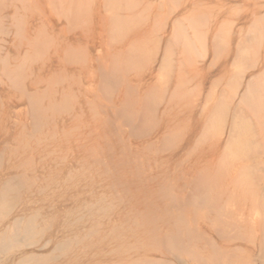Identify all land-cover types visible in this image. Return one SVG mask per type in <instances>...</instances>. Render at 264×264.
Listing matches in <instances>:
<instances>
[{"label": "bare ground", "instance_id": "obj_1", "mask_svg": "<svg viewBox=\"0 0 264 264\" xmlns=\"http://www.w3.org/2000/svg\"><path fill=\"white\" fill-rule=\"evenodd\" d=\"M17 1L27 3L0 0V82L5 75L25 100L19 108L0 87V264L249 261L229 234L264 235V221H238L223 204L249 201L264 215L262 164L243 162L264 154V16L254 13L248 29L193 34L199 0L169 30L147 0H47L68 24L89 20L90 30L56 48L43 77L40 69L27 82L33 70L23 63L57 33L43 22L27 32ZM12 16L18 43L8 39ZM201 44L222 55L207 73L190 59ZM85 57L88 79H75L66 63ZM148 64V74L131 75ZM58 74L68 81L61 89L51 87Z\"/></svg>", "mask_w": 264, "mask_h": 264}, {"label": "rangeland", "instance_id": "obj_2", "mask_svg": "<svg viewBox=\"0 0 264 264\" xmlns=\"http://www.w3.org/2000/svg\"><path fill=\"white\" fill-rule=\"evenodd\" d=\"M140 1H144V0H140ZM161 1L163 2V4L160 5ZM172 1L173 0H166V1H163V0H147L146 1V2H155L154 13L156 14V17L158 19L162 20L161 23L168 21V23H167V29L168 30L171 29L173 22L177 18L184 16L183 10H185V12H187L188 10H186V8H194V6H195V4L193 3L192 0H174L175 2H172ZM199 1L200 2L198 4V6L196 7V10H193L191 15H190V21H192L194 19V22L192 21V23L194 24V26H192L193 27V29H192L193 34H197L198 31L201 32L202 28H205L204 30H206V29L212 28V27L215 29V32L223 29L222 30L223 34H226V32H229L232 29L237 30L241 27L243 29H248L250 22L253 20L254 13L258 16H264V0H199ZM28 4H29V7H27L28 9L27 10L24 9V7L28 6ZM16 5L18 6V11L15 13L13 11V7H12L9 9L10 15L13 14V12H14V16H16V18H21V20H24L25 26L27 28V32H30L29 30H31V29L33 30L34 28H39L41 25L43 26V24H41V22H43L46 25L49 23H53L55 26V31L57 33V35H56L57 37H55V39L53 38L52 44L49 43V47L47 48L48 45H46L45 46L46 50L44 52H43V50L40 52V54H42V56L38 53L39 56L37 54V57H35V56L33 57L36 59L33 60V58L30 57V59L29 58L26 59L25 62L23 63V66L25 65V67H23L24 70L29 68V70L25 71V73L28 72L26 74L31 73L30 70H33L31 73L32 77L29 79H28V77L25 78V80L27 82H29L31 79L35 78L34 75H36L37 72L41 71L40 69H42L40 74H42V77H43V66L47 65L51 58H53V57L55 58L56 48L59 49L61 47V44L68 43L67 41H69V43L73 42V40H75L77 37H79V35H83L85 37V34L90 30V28L88 26L89 25L88 24L89 23L88 17H85L86 19H84V21L88 20L87 21L88 23L83 22V19H80L81 22L79 23L80 20L78 18H77V21L74 22V24L69 22V24H70V28H69V26H67L69 24L66 21L67 20L66 17L65 18L63 17L65 15H62L63 12L62 13L58 12V11H60V9L55 10L56 8L52 7L51 4L49 6V2L47 0H32V1L27 0V3L25 6L21 2L17 1ZM143 5H144V2L141 3V7H140L141 10H142ZM159 5H160L161 9H157V7ZM157 10H158V12H157ZM9 12L7 11V13H9ZM79 14L81 15V12ZM57 15H58V17H57ZM195 15L197 17H195ZM143 16L141 15L140 17H143ZM167 16L169 18H167ZM191 17L192 18L194 17V18L192 19ZM11 21H12L11 24L9 23L10 20L8 21V26L10 28L9 29L10 33H9L8 39H10V41H12L14 43H18V41H19V40H17L18 35L15 32L17 25L14 22V17L11 18ZM190 21L188 22V20H185V22H186L185 25H188V23L191 24ZM61 25H63V26H61ZM77 25H78V27H76ZM73 26H74V28H73V30H71V28ZM42 33H43V29H42ZM26 35H27V33H26ZM210 36H212V34ZM3 37H4V34H1V32H0V38H3ZM6 38H7V36H6ZM238 39H239V37L236 39V41ZM83 41H86V40L83 39ZM210 48L212 49L213 47H210ZM23 49H25V48L23 47ZM207 49L208 48H206V46L201 44V45H198V47L195 49V51L192 54H190V59H191V62L193 65H195V63L203 64V66L205 68L203 70V73H207L210 70V68H213L217 63H219V60L222 57V55H213L211 52H210L211 53L210 55L207 54V53H209V52H207ZM12 50L15 51V49L13 47H12ZM22 54L24 55L25 53H22ZM21 55L19 56L20 57L19 61L22 57ZM52 55H53V57H52ZM93 56L94 55H92V57ZM41 57H42V59H41ZM258 57H260L261 60L262 59L264 60V53L262 52V54ZM85 58H83L85 61H83L81 59L82 62H81V60L80 61L78 60V61L70 62L71 64L68 62L66 63L67 67H70L73 69L74 72L72 74L75 77V79H77V77L79 75H82L83 80L88 79L87 78V74H88L87 71L91 69V68H89L90 67L89 61L91 59V56H90V59L88 57H85ZM31 60H33L34 62ZM29 61H31V63ZM77 62H79V63H77ZM27 65H28V68H26ZM29 65H30V67H29ZM141 66L136 67V69L132 70L131 75L136 76L137 74H148L149 73L150 68H151L149 64L147 66H143V65H141ZM155 67H157V63L155 65ZM261 69H263V68H261ZM53 71L54 70H52L49 73H46L44 78L48 79L52 75ZM245 72H246L245 76L249 75V73H250L248 71H245ZM245 72H242V73H245ZM48 75H50V76H48ZM58 75L56 77H54V79L56 78L55 80L54 79L52 80L51 87L61 89L62 86L67 85L68 81H67V79L64 78V75H59V76ZM2 76H3L4 83L2 84L0 82V87L3 86L8 91V94L5 98L16 101V102L21 103V104H22V102L25 103V100L21 99L22 95L17 90V88L15 89V87H13L14 85L8 81L9 79L5 75H2ZM60 76H61V78L63 77L64 79L62 80L61 78H59ZM217 78H218V74H216V76H215V74H213L212 80H217ZM56 82H58V83L61 82V84H56ZM39 85H40L41 90H42L45 87L46 83L41 82ZM77 87H78L77 85H74V88H77ZM21 104H20L19 108L20 107L24 108V104H22V105ZM97 104H100L99 101L97 102ZM88 114H89L88 120H92V118H91L92 112L91 113L89 112ZM62 115L66 116L67 112L62 111L61 114H59V115L57 114L56 117H58V119H56V120H58V121L61 120L60 117ZM75 126L78 127V124L76 123L75 120H73L72 124H70L68 126V132L67 133L68 134L72 133L76 128ZM5 127H6V125H4L3 129H5ZM71 127H72V129H71ZM1 133H3V132H1ZM69 136H70V134H69ZM62 138H64V136ZM261 146H263V143H260L258 148H262ZM258 155L262 156V158H256L258 161L253 160L251 158L248 160L244 159L243 162L248 161L250 163V165L256 164V163L262 164L260 172L263 171V173H264V154L259 153ZM263 173H259L258 176L259 177L263 176ZM225 202L227 203V201H225ZM225 202L223 204L224 208L229 212L235 213V211H236L235 215H237L238 217H235V219H237L238 221L245 220L249 216H253V217L257 216V217H260L261 220L264 221V215L261 214L260 209H252L249 201H246L244 203L243 200H241V201H239V204L229 203L230 205L233 206V209H231L230 206L228 205V203L226 204ZM227 205L229 207H227ZM228 208H230V210H228ZM76 213H78V212H76ZM201 216H198L197 218H199V219H196V220H198V222L200 224H202L206 220L203 217L201 218ZM71 217L76 218V216L74 214ZM42 220H43L42 217L39 218L40 223H42ZM260 229L257 228V232H255V233L254 232L249 233L246 230H244L246 232V234L243 233L245 238L244 237L243 238H235L232 236H236L239 234H233V235L229 234L231 236L230 239L232 240L231 243L234 244V246L235 245L240 246L239 251L240 252L244 251L246 253V255L251 257V259L249 261H246L245 264H248L249 262H250L249 264H251V263L252 264H263L264 263V251H263L264 250V235H263V233H261L262 230H260ZM234 232L235 231H233V233ZM83 235H85V234H83ZM39 238L41 240L39 244L43 243L46 239L44 237V235H42V234H39ZM260 243H261L262 247L260 246ZM259 247H261V248H259ZM28 249L31 250L29 247H28ZM244 252L242 254H244ZM154 255H155V258L157 257L158 259L163 258L164 260L172 259V260L176 261L175 259H173L172 256H170V255H164L163 256L162 254H160V252H156ZM252 256H254V257H252ZM253 258H255V259H253ZM170 264H174V263L170 262ZM175 264H178V263H175ZM191 264H196V263H191ZM197 264H200V263H197Z\"/></svg>", "mask_w": 264, "mask_h": 264}]
</instances>
